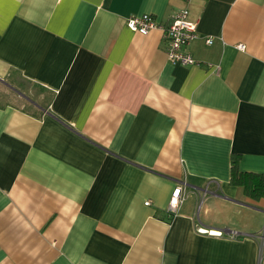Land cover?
Here are the masks:
<instances>
[{
    "label": "crops",
    "instance_id": "1",
    "mask_svg": "<svg viewBox=\"0 0 264 264\" xmlns=\"http://www.w3.org/2000/svg\"><path fill=\"white\" fill-rule=\"evenodd\" d=\"M184 7L198 64L127 26ZM232 155L264 173V0H0V264H264Z\"/></svg>",
    "mask_w": 264,
    "mask_h": 264
},
{
    "label": "built area",
    "instance_id": "2",
    "mask_svg": "<svg viewBox=\"0 0 264 264\" xmlns=\"http://www.w3.org/2000/svg\"><path fill=\"white\" fill-rule=\"evenodd\" d=\"M127 26L136 32L142 34L148 33L152 29H160L162 38L166 44V54L169 61L174 65H192L198 64L188 47L198 37L197 21L190 18L188 8L184 7L176 11L167 25L159 24L151 14L143 13L130 16L127 19ZM207 44L212 43L211 38H206ZM243 49L244 45H237ZM184 198L183 186L177 185L172 193L168 203V210L175 212ZM146 201L145 204H148ZM259 241V259L264 257V229L258 235Z\"/></svg>",
    "mask_w": 264,
    "mask_h": 264
},
{
    "label": "trees",
    "instance_id": "3",
    "mask_svg": "<svg viewBox=\"0 0 264 264\" xmlns=\"http://www.w3.org/2000/svg\"><path fill=\"white\" fill-rule=\"evenodd\" d=\"M230 183L241 186L244 193L253 199L264 197V173L240 171L239 156L231 157Z\"/></svg>",
    "mask_w": 264,
    "mask_h": 264
},
{
    "label": "rangeland",
    "instance_id": "4",
    "mask_svg": "<svg viewBox=\"0 0 264 264\" xmlns=\"http://www.w3.org/2000/svg\"><path fill=\"white\" fill-rule=\"evenodd\" d=\"M21 82L22 83H24V84H26V82L25 81H23V80H21ZM24 87H26L24 90H25V94H27L29 97H35V98H38L37 96V92H36V89H33L31 86H29V85H27L26 84V86H24ZM28 87V88H27ZM10 94H12V95H8V97L9 98H12V99H15V100H17V102H20V103H22V105L24 104V101L22 100L23 98L21 97H17V95L16 94H13V93H10ZM4 97V96H3ZM2 97V98H3ZM39 98H41V96H39ZM25 107L26 108H30V106H28V105H25Z\"/></svg>",
    "mask_w": 264,
    "mask_h": 264
}]
</instances>
